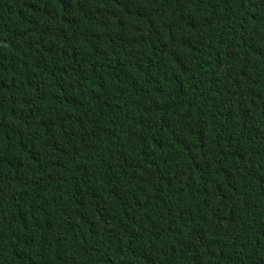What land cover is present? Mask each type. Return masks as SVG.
I'll use <instances>...</instances> for the list:
<instances>
[{
	"label": "trees",
	"instance_id": "obj_1",
	"mask_svg": "<svg viewBox=\"0 0 264 264\" xmlns=\"http://www.w3.org/2000/svg\"><path fill=\"white\" fill-rule=\"evenodd\" d=\"M0 264H264V0H0Z\"/></svg>",
	"mask_w": 264,
	"mask_h": 264
}]
</instances>
